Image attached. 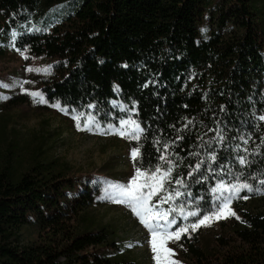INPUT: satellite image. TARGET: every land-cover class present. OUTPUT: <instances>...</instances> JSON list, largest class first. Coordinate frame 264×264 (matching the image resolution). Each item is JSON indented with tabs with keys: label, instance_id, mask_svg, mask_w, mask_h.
<instances>
[{
	"label": "trees",
	"instance_id": "1",
	"mask_svg": "<svg viewBox=\"0 0 264 264\" xmlns=\"http://www.w3.org/2000/svg\"><path fill=\"white\" fill-rule=\"evenodd\" d=\"M0 17V51L52 58L36 80L47 108L59 101L69 116L110 123L132 115L135 165L171 167L165 185L198 200L200 214L217 210L208 204L221 181L253 187L232 199L240 219L220 222L211 243L201 228L195 244L181 234L186 264H264V0H0ZM65 168L0 166V264H138L116 255L110 225L84 218L109 183L71 195ZM27 224L38 229L31 243Z\"/></svg>",
	"mask_w": 264,
	"mask_h": 264
},
{
	"label": "rangeland",
	"instance_id": "2",
	"mask_svg": "<svg viewBox=\"0 0 264 264\" xmlns=\"http://www.w3.org/2000/svg\"><path fill=\"white\" fill-rule=\"evenodd\" d=\"M217 1L214 0V3ZM60 9H64L62 14L70 10L64 3L59 4L58 10ZM62 14H55L56 18L61 17ZM3 22L0 17V25ZM2 47L0 97H7V99H0V166L6 165L15 174H21L27 171L34 161L55 162L57 167L66 165L61 173L65 178L72 180L74 189L71 195H75L78 189L84 188L86 182L94 181V179L109 184L120 181L127 186L136 175L138 168L135 165V159L131 156V150L134 148L131 143L133 139L117 135L107 127L111 124L116 129H120L121 120L117 123L96 120L107 134H101L95 130V126L91 132L77 130L72 116L61 113L56 108H47L46 104L33 103L34 98L29 95L30 92H40L43 81L36 80L52 66V58L28 55L13 47ZM25 56L27 59L24 58ZM29 68L33 70L28 71ZM22 88L26 91H22ZM44 98L46 99L45 95ZM75 114L78 113L75 112ZM86 118V116L81 117V121ZM122 120H134V118L129 115ZM158 168L161 172L165 171L163 167ZM156 170L157 168L141 171L150 175ZM165 182L166 179L163 182L164 189L153 196L149 203L157 211H168L169 217L176 220V224L172 225L169 231H174L178 226L184 227L195 223L197 217L189 216L185 219L179 210L183 209L185 213L195 210L199 216L201 212L198 200H192L184 193L178 196L172 194ZM238 183L245 182H232L227 185ZM169 193L174 198L160 203L159 201L167 197ZM103 194L104 192L101 195ZM224 195H228V192L225 191ZM237 195H240L241 199L247 197L244 199L246 201L250 199L252 193L247 189H240ZM215 196L219 197L220 193L217 192ZM219 203V200L213 198L208 205L217 209ZM232 210L236 213L234 209ZM210 212H213V209L203 211L200 215ZM180 216L181 219H179ZM84 218L92 220L94 229L110 225L116 231L117 246L114 248L116 255L134 260L138 264H156L150 244L151 233L126 204L98 199L86 209ZM228 218L213 219L209 225L198 227L201 231L197 238L204 245L211 243L213 235L220 231V222ZM159 223L163 224L164 221L161 220ZM20 233L23 243H31L38 238V229L32 224L22 226ZM184 239L195 244L196 231L189 229L187 233H184ZM179 240L175 238L167 240L165 247L173 252L170 259L178 261L179 264H186L188 262L185 256L186 246Z\"/></svg>",
	"mask_w": 264,
	"mask_h": 264
},
{
	"label": "snow or ice",
	"instance_id": "3",
	"mask_svg": "<svg viewBox=\"0 0 264 264\" xmlns=\"http://www.w3.org/2000/svg\"><path fill=\"white\" fill-rule=\"evenodd\" d=\"M38 30V29H37ZM31 31V29H29ZM201 31H206L205 29H201ZM15 36V33H13ZM23 55V53H21ZM27 59V56L24 57ZM28 71H32L33 69L29 68ZM39 71V70H37ZM8 87V85H4ZM22 91H26L22 88ZM32 96L33 103L39 104H48V101L44 98L43 93L39 91H34L29 93ZM38 98V99H37ZM0 99H7V97H0ZM57 110L68 114L69 110L62 106L59 101L50 105ZM89 108L93 107V105H88ZM135 109H133L134 111ZM72 113H75V109H71ZM85 116V113L80 112L79 114H73L72 119L76 122V128L80 131H93L95 126V130L99 131L101 134H107L104 132L103 128H101L100 124L96 121L95 117L92 114H88L87 118L81 121V117ZM260 120L264 121V115L259 117ZM120 125L122 126L120 129H116L113 125H107L108 129L112 132H115L117 135L122 137H126L128 139H139V133L142 131L139 124L134 120H121ZM167 147V145L165 146ZM139 155V149L133 148L131 150V156L133 159H136ZM164 157L161 156V159ZM240 164L243 165L246 161L241 157ZM199 167V165H197ZM172 168L169 167L167 171L161 172L159 168H157L156 172L151 173L150 175H146L141 169H136V175L132 177L129 181L128 185H119V184H109L108 187L104 190V194L97 197L99 200H109L112 202L126 204L132 212L140 219L141 224H143L151 233V247L154 253L153 259L156 261V264H179L178 261H174L170 259L173 252L170 248L165 247V243L167 240L175 238L179 240L181 238V234L187 233L189 229L191 231H196V229L200 226H207L211 223L213 219H224L228 217H235L237 220L240 219L239 216L229 207L232 203V198L236 196L240 189H247L249 192L253 191V187L248 183H238L233 185L224 184L221 181L216 187L212 189L213 193L219 192L220 196L213 198L215 200H219L220 203L217 206V210L210 212L206 215H199L197 211H188L184 212L183 209H180V214L184 215L185 219L187 217H197L195 223L186 225L184 227H177L174 231H169L172 225L176 224L175 219H171L169 217L168 211L159 210L157 211L150 203L153 196H156L158 192H161L164 189V180L169 177ZM192 173H189L191 176ZM143 178V179H142ZM177 183H181V181L177 180ZM264 185V180L259 182ZM147 189V191H145ZM227 191L228 195H224V192ZM255 191L259 192L260 189L257 188ZM176 195H180V193H176ZM174 197L171 193L159 202L164 203L167 200H172ZM247 199V197H244ZM163 220L164 223L161 224L159 221Z\"/></svg>",
	"mask_w": 264,
	"mask_h": 264
}]
</instances>
